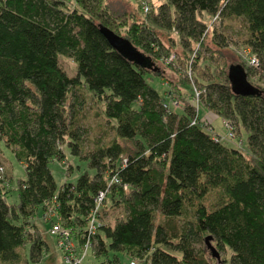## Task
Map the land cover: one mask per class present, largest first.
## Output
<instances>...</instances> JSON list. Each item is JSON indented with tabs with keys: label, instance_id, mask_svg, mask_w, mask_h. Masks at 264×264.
Returning a JSON list of instances; mask_svg holds the SVG:
<instances>
[{
	"label": "trees",
	"instance_id": "trees-1",
	"mask_svg": "<svg viewBox=\"0 0 264 264\" xmlns=\"http://www.w3.org/2000/svg\"><path fill=\"white\" fill-rule=\"evenodd\" d=\"M144 2L142 19L108 0H0V160L9 152L26 171L16 186L0 174V264L20 263L26 249V264L42 263L49 246L35 219L49 208L79 246L96 216L91 248L106 264L117 253L135 264H264V90L235 91L231 69L248 78L251 69L229 65L221 30L242 20L240 46L262 60L264 0ZM164 33L180 40L176 59L177 40L167 45ZM61 58L74 61L75 76ZM161 64L182 81L166 79ZM152 75L169 89L152 86ZM94 105L105 124L88 146ZM200 105L227 124L229 140ZM65 147L87 171L58 188L50 164L66 165ZM106 208L120 210L113 224L102 220Z\"/></svg>",
	"mask_w": 264,
	"mask_h": 264
},
{
	"label": "rangeland",
	"instance_id": "rangeland-1",
	"mask_svg": "<svg viewBox=\"0 0 264 264\" xmlns=\"http://www.w3.org/2000/svg\"><path fill=\"white\" fill-rule=\"evenodd\" d=\"M164 1L165 0H150V3L151 5L154 6L156 10H158L159 6ZM108 3L111 4L114 11H118V13L120 14L122 13L127 14V13L135 12V13H138L139 18H142V19L147 14L144 8L143 9L141 8L144 3V0H141V1L140 0H108ZM215 21H216L215 19H207V22L210 28L211 26L212 27L216 26ZM227 26L228 27L224 26L221 30L231 41V47L225 51V54L228 56L229 65L244 64L247 68H250L251 75L248 78V81H250L252 85L259 86L260 88L264 90V58L261 60L259 56L249 51V49H247L246 47L240 46V42L244 40V37L247 34L243 21L242 20H232L229 23H227ZM171 38H176L177 40V44L175 45V47H173L174 50H173L172 55L170 56L172 57L171 59H174L176 57V54L180 55L182 50L180 47L179 38H177L175 35H168L166 33L163 34V40L167 45L171 44L172 42ZM208 56L209 54L204 52L202 56L203 61H204V58ZM254 58L256 59L258 58V60L260 61L259 66L249 65L250 61L253 64ZM60 64H61L62 69L69 76H75L76 64L74 63L72 59L61 58ZM206 65H209V64H207L206 62H202V67ZM190 70L191 69H188V73L191 72ZM198 70L199 69H197V72ZM160 73H162V75H164L166 79H171L178 84L182 81L177 75L173 73L171 69L169 70L165 68L162 64L160 65ZM182 75L185 76V73H182ZM189 76L191 77L190 81L189 82L186 81V82L187 84L190 83L191 88L194 89L191 83V79H193V81L195 80L194 72H192L191 75L189 74ZM152 77H156V76L152 75L151 77H148V81L152 86L160 90L162 93L164 90L169 89L168 85L165 83L166 81L162 80L161 77L159 79H157V77L156 78H152ZM193 92L194 94H196V96L193 97V101L196 102L197 104H201L200 96H197V94H199L200 92L198 90H195ZM188 93L189 92L187 91L181 92V94L185 95V97L188 96V98H191L190 93L189 94ZM184 103L185 102L180 101V104L173 103L171 105L170 103L169 105H171L172 109H175L176 111L177 110L181 111L182 109L180 108L184 106ZM94 106L95 107L93 108V110H90V108H88V111L90 112V114L87 113L89 116V120L86 122V124L84 123L85 127L89 126L92 129V133L88 136V140H86L88 146H92V140L96 136L95 133L98 134L97 136L98 139L101 136V133H97L98 132L97 124L101 126L105 124L104 119L102 117L99 118L97 116L96 105ZM200 114H201L202 120L210 124L209 126L212 127V131L214 133L219 134L223 138L227 139V136H229L228 133L230 131L227 128L226 123L223 122L221 118L215 116V114L212 112H208L201 105H200ZM105 128L109 134V137L111 139L114 138L113 129L108 127V125ZM243 141L246 142V135ZM64 152L66 155V161H65L66 165L65 166L61 162H58V161L52 162L50 164V168L53 172L58 188H60L63 185V183L65 182L67 178L70 181L75 182L77 178L79 177L80 173L87 171L86 164L84 162L79 161L77 158H74L70 154L68 147L64 148ZM4 156L6 160L1 159L0 163L4 165L5 172L7 171V173H5L6 176L7 174H9L12 177V183L14 184V186H16V184L18 183V180L26 178L25 168L15 159V157L11 153L6 152ZM70 168L72 170H70ZM14 202L15 203L17 202L16 193H14L12 195V198L10 199V203H14ZM106 209L102 214L103 215L102 220L105 224H113L116 221V219L120 216V210L118 208H110V209L108 208L107 210ZM51 215H50L49 209H47L42 215V211L40 209L37 214V218L35 219V223H37V225L41 229L44 239L47 241L48 246H49L48 248L49 250H47L44 260L42 261L41 264H72V262L74 263V261H72L74 259L75 260L77 259L78 262H80L79 264H106V262L105 263L103 262L105 261L104 259L102 258L98 259L96 257V255L92 251V248L87 249L85 247L79 246L77 238L74 237L73 235H71L70 240L73 243L74 248L77 249L76 251L77 253L74 252V255L72 256V254L69 253L67 250L66 245L68 244L69 241H66V239L64 238L63 232L51 234V231L54 227V224L51 227L50 223L48 222V220L50 219L49 217H51ZM62 229L64 228L62 227ZM63 231H65V229ZM26 254H28V249L23 251L22 253L23 260L21 259L20 263L18 264H26V261H27ZM117 256L119 257V261L113 262L112 264H129L131 261L130 255H127L124 253H117ZM138 264H146V263L144 261H139Z\"/></svg>",
	"mask_w": 264,
	"mask_h": 264
},
{
	"label": "built area",
	"instance_id": "built-area-1",
	"mask_svg": "<svg viewBox=\"0 0 264 264\" xmlns=\"http://www.w3.org/2000/svg\"><path fill=\"white\" fill-rule=\"evenodd\" d=\"M142 6H143L145 12L148 13L149 10H150V8L147 6V4H145V2H144ZM250 62H251V61H250ZM250 62H249V64H250L251 66H259V62L257 61L256 58H254V62H253V64H252V62H251V63H250ZM197 96H200V94H197ZM226 126H227V124H226ZM227 128H228V126H227ZM228 129H230V128H228ZM3 169H4V168H3L2 166H0V174H1L2 176L5 175V172H4ZM125 188H126V187H125ZM105 195H106L105 193H101V194H100V198H99V201H98V203H99V204H98V207H99V208L102 206V204H103V202H104ZM49 212H50V215L52 214L51 217H49V218H50L49 220H53V222H54V227H53V229H52V231H51V234H56V233L63 232V234H64V238L66 239V241H69L68 244L66 245V246H67V250H68V252L71 253L72 256H73V255H74V252L77 253V252H76L77 249L74 248L73 243H72L71 240H70V237H71V235H72V232H71L69 229H65V231H63L64 229H62L61 222H60V221H57L58 219L60 220V218H59V216H58V214L56 213V211H55L54 208H49ZM94 218H96V216L92 218V221L90 222V224H89V226H88V238H87V240H86V244H85L84 246H82V247H85V248H87V249L91 248V240H90V237L93 236V235H95V233H96V229H97V226H96V222H97V220L94 219ZM89 235H90V236H89ZM83 252H84V251H83ZM72 256H71V257H72ZM72 261H74V263L72 262V264H79V263H80V262H78L77 259H76V260L74 259V260H72ZM81 262H82V261H81ZM130 264H135V263H134V262H131Z\"/></svg>",
	"mask_w": 264,
	"mask_h": 264
},
{
	"label": "water",
	"instance_id": "water-1",
	"mask_svg": "<svg viewBox=\"0 0 264 264\" xmlns=\"http://www.w3.org/2000/svg\"><path fill=\"white\" fill-rule=\"evenodd\" d=\"M230 78L238 94L249 96L256 93V88L249 83L246 72L242 68H232Z\"/></svg>",
	"mask_w": 264,
	"mask_h": 264
}]
</instances>
